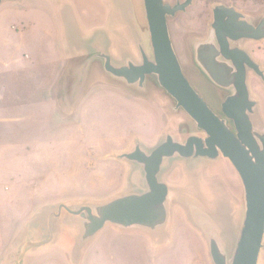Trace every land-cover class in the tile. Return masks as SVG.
Returning <instances> with one entry per match:
<instances>
[{"label": "rangeland", "instance_id": "obj_1", "mask_svg": "<svg viewBox=\"0 0 264 264\" xmlns=\"http://www.w3.org/2000/svg\"><path fill=\"white\" fill-rule=\"evenodd\" d=\"M177 1L184 0H164ZM218 4L233 6L192 0L167 24L184 75L225 118L221 103L230 91L207 78L193 48L209 37ZM234 8L253 25L264 17V0H236ZM233 44L264 72V39ZM140 47L152 60L143 0L0 3V264H213L208 241L216 234L230 263L245 199L238 173L222 156L164 160L157 178L168 186V218L160 229L106 223L82 243L80 219L64 209L58 215L60 204L100 205L142 193L141 166L117 157L136 145L150 153L168 134L180 143L205 137L155 75L141 88L105 72L101 52L116 66L141 64ZM18 66L30 68L5 70ZM77 70L79 100H69L64 79ZM246 83L256 102L253 128L264 134V79L248 70ZM43 88L53 100H35ZM27 92L33 100H25ZM257 264H264V236Z\"/></svg>", "mask_w": 264, "mask_h": 264}, {"label": "water", "instance_id": "obj_2", "mask_svg": "<svg viewBox=\"0 0 264 264\" xmlns=\"http://www.w3.org/2000/svg\"><path fill=\"white\" fill-rule=\"evenodd\" d=\"M191 2L177 1L171 5L164 0H143L152 60L141 47V64L128 61L116 66L107 54L101 52L98 56L106 73L128 85L142 88L146 77L155 75L159 86L176 101V108H182L205 137L191 135L180 143L168 134L150 153L136 145L117 157L141 166L138 180L144 188L142 193L124 194L100 205L60 204L58 215L64 209L80 219L82 243L92 239L106 223L149 231L160 229L168 218V186L157 178L164 160L175 155L210 159L222 155L231 162L243 184L245 215L230 263L217 234L208 241L210 256L213 264H257L264 236V134L254 130L250 119L256 102L250 99L246 79L247 69L262 79L264 72L247 51L233 43L242 39L263 40L264 17L253 25L234 6L218 4L212 9L209 37L193 43L199 68L216 86L230 91L221 103L225 118H220L184 75L170 38L167 18L183 12ZM226 119L232 121L234 130Z\"/></svg>", "mask_w": 264, "mask_h": 264}, {"label": "crops", "instance_id": "obj_3", "mask_svg": "<svg viewBox=\"0 0 264 264\" xmlns=\"http://www.w3.org/2000/svg\"><path fill=\"white\" fill-rule=\"evenodd\" d=\"M30 67L27 66L26 68L22 67V66H18V67H14V68H11L10 70L9 69H5L7 70V72L9 73L10 71H16V72H24L26 69H29ZM3 70V71H5ZM79 71H70L68 72L66 78L64 79V84L66 85V90L68 91V99L69 100H79L77 98V95H78V90L80 89V79H79ZM22 78V81L24 82L26 79L21 76ZM79 85V88L77 87ZM45 88L42 89L41 92H38L35 100H53V99H46L44 97V90ZM28 94L26 95V99L25 100H33V96L31 94H29V92H27ZM30 98V99H29Z\"/></svg>", "mask_w": 264, "mask_h": 264}, {"label": "trees", "instance_id": "obj_4", "mask_svg": "<svg viewBox=\"0 0 264 264\" xmlns=\"http://www.w3.org/2000/svg\"><path fill=\"white\" fill-rule=\"evenodd\" d=\"M211 1L215 2V3H221L223 1V2H227V3H231L233 6L236 5V0H211Z\"/></svg>", "mask_w": 264, "mask_h": 264}, {"label": "flooded vegetation", "instance_id": "obj_5", "mask_svg": "<svg viewBox=\"0 0 264 264\" xmlns=\"http://www.w3.org/2000/svg\"><path fill=\"white\" fill-rule=\"evenodd\" d=\"M212 17H213V14H212ZM198 67H199V66H198ZM248 70H250V69H247V71H248ZM201 71H202V70H201ZM202 72H203V71H202ZM203 73H204V72H203ZM204 74H205V73H204ZM205 75H206V74H205ZM206 76H207V75H206ZM207 78H208V77H207ZM208 79H209V78H208ZM209 80H210V79H209ZM229 94H230V92H229ZM231 122H232V121H231ZM219 156H222V155H219ZM219 156H218V157H219Z\"/></svg>", "mask_w": 264, "mask_h": 264}, {"label": "bare ground", "instance_id": "obj_6", "mask_svg": "<svg viewBox=\"0 0 264 264\" xmlns=\"http://www.w3.org/2000/svg\"><path fill=\"white\" fill-rule=\"evenodd\" d=\"M196 217H197V216H196ZM197 219L200 220V221H202V223H203L204 225L206 224L202 219H200V218H198V217H197ZM200 224H201V223H200Z\"/></svg>", "mask_w": 264, "mask_h": 264}]
</instances>
